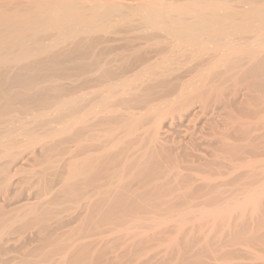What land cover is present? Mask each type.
Returning <instances> with one entry per match:
<instances>
[{
    "label": "bare ground",
    "instance_id": "1",
    "mask_svg": "<svg viewBox=\"0 0 264 264\" xmlns=\"http://www.w3.org/2000/svg\"><path fill=\"white\" fill-rule=\"evenodd\" d=\"M5 1L0 264H264V0Z\"/></svg>",
    "mask_w": 264,
    "mask_h": 264
},
{
    "label": "rangeland",
    "instance_id": "2",
    "mask_svg": "<svg viewBox=\"0 0 264 264\" xmlns=\"http://www.w3.org/2000/svg\"><path fill=\"white\" fill-rule=\"evenodd\" d=\"M1 2H0V5L1 4H3L4 3V1L5 0H0ZM9 1V0H8ZM5 2H7V0L5 1ZM96 89H77L76 90V94H82V93H84L86 96H87V98H91V101H93V102H96L99 106H101V104H100V96H99V94H93V95H89V94H87V93H89V92H91V91H95ZM254 91H255V93H254ZM247 92V93H246ZM259 92L260 91H258L257 92V90H248V89H242L241 91H239V93L232 99V103H231V101H230V104H231V106L233 105V108H231V109H233L234 111H236V112H234L235 113V115L237 114V116H244L243 118H244V120H247V118H249L248 119V121H253V120H255V119H252V117L254 116L255 117V115H250V113H248V111H249V109H252L253 107H257L260 103L259 102H261V97H262V95H260L259 94ZM243 93V94H242ZM249 93V94H248ZM261 93V92H260ZM244 95V96H243ZM255 95V97L254 98H252V96H254ZM257 96V97H256ZM237 97V98H236ZM243 99H242V98ZM249 97V98H248ZM258 97L260 98V99H258ZM245 98V99H244ZM242 99V100H241ZM249 99V100H248ZM251 99H253V100H255V101H252ZM234 100V101H233ZM260 100V101H259ZM239 101V102H238ZM241 101H243L242 103H241ZM248 101V102H247ZM258 101V102H257ZM251 102V103H250ZM255 102H257V103H255ZM239 103V104H238ZM243 104V105H242ZM252 104H254V106L251 108V106H252ZM256 104H257V106H256ZM234 105H235V107H234ZM247 105V106H246ZM250 106V108H248L247 109V107H249ZM241 107V108H240ZM243 107V108H242ZM235 108H236V110H235ZM238 110V111H237ZM240 110V111H239ZM238 112V113H237ZM244 112H245V114H246V112H247V114H246V116L244 115ZM250 112V111H249ZM191 114H193V113H191ZM240 114V115H239ZM248 114H249V116H248ZM216 116V115H215ZM213 117V119L216 121V122H218V121H221V123L220 122H218V124H220V125H222V120H223V118L221 117V116H216V117ZM248 116V117H247ZM220 119V120H218V118ZM222 119H221V118ZM246 117V118H245ZM216 118H217V120H216ZM250 118H251V120H250ZM204 120L206 121L207 119L205 118H202V120H201V124H199V125H201L202 126V124H204L205 125V123H204ZM167 124V125H166ZM108 125H105V124H103V125H101V127H99V128H104V127H107ZM165 126L166 127H168L169 129H171L172 128V131H173V129H174V132H175V135H178V136H176V137H178V139L179 138H183V135L181 136V133H182V127H180V126H177V125H173V126H170V122L168 121V122H166L165 123ZM207 132L209 131V132H211L210 131V129H207L206 130ZM117 132H122V129H119L118 131H114V133H117ZM241 134V133H240ZM239 135V134H238ZM233 138L234 137H237L236 135H235V133H233V135H231ZM262 138H264V137H262ZM232 140V139H231ZM247 140H242V139H240V137H238L237 138V143L238 144H240L241 145V151H242V154H240L239 156L240 157H238V159H237V161L239 162V163H241V165L242 166H244V167H241L240 169H238V171H236V172H233V173H231L232 174V176H233V178H238L239 180H238V182H241V183H244L245 182V178H247V173H248V170L250 169V167H248L247 165H246V162H248V160L249 161H251V160H253V162H255L256 161V166H258V168H257V170L259 169V173L260 174H264V148L262 147V145L264 146V140L262 139L261 141L263 142H258V143H261V144H259V147H261V148H253V147H255V145L257 144L256 142V144L254 143V146H252V148H251V146H249V147H245V145L247 144L248 145V141L246 142ZM213 143H215V144H213V145H210V148H212L213 147V149L211 150L210 148H209V144L208 143H205L206 145H205V149L203 148V150H204V153H205V155H204V153L203 152H201V155H203L202 157H201V155H200V152H197V154L196 155H198L197 157H199V158H197V157H195L197 160H198V162L197 163H201V162H205L204 160H205V157H206V160H210V161H215V159H216V157H218L217 155H218V153H217V155L215 156V154H216V152H217V150H215L216 148H218V143L217 142H213ZM258 145V144H257ZM256 145V146H257ZM261 145V146H260ZM207 146H208V148L209 149H207ZM216 147V148H215ZM245 147V148H244ZM258 147V146H257ZM250 150H249V149ZM256 149V150H255ZM263 149V150H262ZM202 150V151H203ZM209 150V151H208ZM213 150H215V151H213ZM246 151V152H245ZM247 151H248V154H247ZM203 153V154H202ZM27 156H28V154H26ZM26 155L24 156H21V158H19L18 160L19 161H17L15 164V166H14V169H13V172L15 171V170H17L18 172H16V173H18V176H19V178H18V176H15V178H16V182H20L22 179H23V177L25 176V174H26V172H28V171H30L31 170V168H33V169H36V167L38 168V164H35L34 163V159L32 160V159H29L30 158V156H28V157H26ZM228 155H225V156H223V157H227ZM209 158H211V159H209ZM204 159V160H203ZM217 159H222L221 157H219V158H217ZM21 160H22V163H21ZM25 160V161H24ZM28 161V162H27ZM20 163H21V165H20ZM28 163V164H27ZM32 164V165H31ZM244 164V165H243ZM258 164V165H257ZM262 164H263V167H262ZM20 166V167H19ZM23 166V167H22ZM31 166H33V167H31ZM19 167V168H18ZM18 168V169H17ZM23 168V169H22ZM25 168H26V170H25ZM29 170H28V169ZM221 169H224L225 170V168L224 167H222ZM20 170V171H19ZM20 172V173H19ZM15 173V175H17ZM24 173V174H23ZM21 176H20V175ZM227 173H225L224 175H225V177L227 176H229V175H226ZM24 175V176H23ZM261 176V175H260ZM262 176H264V175H262ZM242 179V180H241ZM242 186V184H239L238 185V183L237 182H232V184H230L229 186H228V189L230 190V191H237L240 187ZM2 201V200H1ZM211 225V224H210ZM208 227H209V224H208ZM38 242L39 241H35V243H37L38 244ZM35 243H34V245H35ZM12 249H10V250H13V251H16V252H12V254H11V256L13 257V258H18V259H20V258H22V256H23V254H24V251L22 250V252H23V254H22V252H20L21 251V249H20V251L18 250V248L16 247V246H14V245H11L10 246ZM18 252V253H17ZM14 254H15V257H14ZM19 254V255H18ZM20 255H22L21 257H20ZM17 259V260H18Z\"/></svg>",
    "mask_w": 264,
    "mask_h": 264
}]
</instances>
